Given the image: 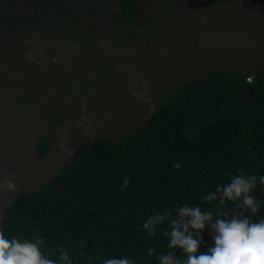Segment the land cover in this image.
Wrapping results in <instances>:
<instances>
[{
  "label": "trees",
  "instance_id": "16d2710c",
  "mask_svg": "<svg viewBox=\"0 0 264 264\" xmlns=\"http://www.w3.org/2000/svg\"><path fill=\"white\" fill-rule=\"evenodd\" d=\"M110 9L123 20L140 22L134 0ZM145 121L118 141L94 139L77 143L64 165L41 187L12 199L0 219L7 237L40 240L42 255L62 264H103L127 257L133 264H159L167 248L169 220L181 205L210 212L213 221L240 212L238 201L219 205L203 196L231 175L256 176L250 195L260 201L255 221L264 218V73L211 71L193 81H180L159 93ZM50 135L34 145L43 155ZM179 163L180 167H173ZM127 177L128 185L120 188ZM169 216L149 236L142 227L154 213ZM212 244L211 230L201 234L198 252ZM151 247L153 252L147 254Z\"/></svg>",
  "mask_w": 264,
  "mask_h": 264
},
{
  "label": "water",
  "instance_id": "95a60500",
  "mask_svg": "<svg viewBox=\"0 0 264 264\" xmlns=\"http://www.w3.org/2000/svg\"><path fill=\"white\" fill-rule=\"evenodd\" d=\"M160 1L164 4L166 0ZM169 2L178 9L175 21L173 23L166 21L164 6L159 13H149L159 28L160 34L154 36L147 45H139L133 41H127L125 45H122L93 41L89 38L83 41L67 42L61 39V35H58L59 39L54 36H36L35 33L41 29L36 26L31 28L30 36H27V33L22 36L9 37L7 40L0 39V63L11 58L6 63V67L9 69L11 66V69L0 72V91L5 92L6 98L8 97L12 105L10 116L7 110L1 116L0 154L7 153L8 156V149L10 151L14 149L13 143L19 142V138H16L14 133L28 126L29 119L36 117L35 123L50 127L45 131L36 130L38 140L43 135L53 136L50 148L41 155L39 160L9 178H4L0 174V196H5L2 211L0 209V219L5 206L12 199L48 182L64 165L66 157L72 153L77 143L94 139L118 141L136 130L147 117L146 115L138 127H131L120 134H115L105 129L102 114H95L94 111L82 114V107L89 109L94 106L89 99L83 100L81 106L66 111L69 107L58 104L57 99L54 98V93L63 89L55 86L61 84L59 80L43 78L38 81L36 77L40 75V72L37 70L34 75L24 76L28 69L26 68L28 61L25 60L27 55L33 56L40 52H60L73 57H82L81 59L85 60L95 53L112 54L136 61L130 68L132 75L129 78L124 76L122 81L136 83L139 78L146 76L149 72L157 71V76L172 77L168 88L180 81L197 80L211 71H222L228 74L264 73V0H222L218 2L169 0ZM143 10L148 12V8L143 7ZM91 21L89 20L90 23ZM249 22H253L254 25L245 28ZM42 27L45 28L46 25ZM16 60L19 61L17 68H12ZM12 77L17 79L15 85L32 82L36 84L38 89L33 97L37 102L30 110L23 111L33 98L26 99L25 106L17 104L12 99V96L14 98L20 93L10 92L3 80ZM46 77L53 79L50 74ZM84 85L76 84V86L65 88L71 94ZM97 87H99L98 84ZM102 88L106 89L107 85ZM93 96V91L90 89L79 95L80 98ZM106 97L104 94L96 97L95 105L102 104ZM83 131H88L91 137L82 136ZM65 148L69 151H63ZM9 181L15 185L14 191L10 192L3 187Z\"/></svg>",
  "mask_w": 264,
  "mask_h": 264
},
{
  "label": "rangeland",
  "instance_id": "374dc122",
  "mask_svg": "<svg viewBox=\"0 0 264 264\" xmlns=\"http://www.w3.org/2000/svg\"><path fill=\"white\" fill-rule=\"evenodd\" d=\"M203 1L215 2V0ZM157 5L158 2L156 4H151V8L149 7L148 11L157 10L158 12ZM144 8L147 7L144 6ZM45 10L46 9H44V12ZM176 11H178V9L175 10L167 6L165 19L168 23H172V20L176 18ZM144 12L146 14L147 11L145 10ZM106 18L108 24L105 26V29L108 30V33L112 36L111 39L122 45L126 44L127 41H133L139 45H147L152 41L154 36L160 34V30L150 14L148 16L149 20L146 19L144 26L139 29L132 28L114 18L109 11L106 14ZM40 25L34 26L40 27ZM253 25V22H249L245 28L252 27ZM146 29H148V31H146ZM14 30L13 27L8 30H0V39L7 40L12 36L17 37ZM52 30L53 28L47 31L38 30L35 34L38 37L54 36L56 39H59ZM30 33H32L31 30H28L27 36H30ZM208 33L207 31V34ZM114 34H118V37H113ZM97 38L100 42L109 41L108 37L101 38L97 36ZM63 40L69 41L72 40V38L66 35ZM80 58L82 57H73L70 54L60 52H40L33 56L27 55L25 60L28 61V67H26L28 69L24 76L29 77L34 75L37 70L44 76H42L44 79L47 78V74H53L54 79H58L59 77L62 78V72H66V75L69 74L70 78H76L77 81L81 80L84 82V87H86L87 90L90 89L93 91L94 96L90 98H80L79 95L77 97H70L69 99H71L73 103L72 109L81 106L83 100H91L94 106L89 109L82 107V114H86L90 111H94L95 114H102L103 125L106 126L105 129L115 134H120L131 127H138V125L144 121L146 115L152 111L156 101L160 99L159 93H164L172 81V77L168 75L157 76V71L149 72L146 76L139 78L136 83L122 81L124 76L129 78L132 75L130 68L136 61L112 54L98 53L93 54L85 60ZM10 59L11 58H9V60ZM8 62L4 60L3 63L0 64V72L11 69V66L9 69L6 67V63ZM17 63H19L18 60H16L12 68H17ZM68 66L70 67L68 68ZM38 79V81L41 80L40 78ZM3 80L10 92H20V90L22 92L24 86H26L22 84L15 85V81H17L16 77ZM97 84L100 90L97 89ZM105 85H107V88L103 89L102 87ZM35 90V85H32V88L30 87L25 95L21 96L23 97L22 99L34 98L32 94ZM103 94L107 97L102 101V104L95 105V103H97L96 97H100ZM62 95L63 93L59 96L55 95L54 98L62 102L63 100L59 98ZM44 130L46 129L44 128ZM82 136L91 137L88 131H83ZM51 140H53V137ZM22 147V145L18 146L16 144L14 149L9 151V155L6 156L7 159L3 160L2 164H0V174L4 178H9L17 174V172L22 171L42 157L36 154L32 148L29 149L26 147L22 149ZM18 148L21 150L18 151ZM63 151H69V149L65 148ZM3 157H5V155ZM4 202L5 196H0L1 211Z\"/></svg>",
  "mask_w": 264,
  "mask_h": 264
},
{
  "label": "clouds",
  "instance_id": "9594fccd",
  "mask_svg": "<svg viewBox=\"0 0 264 264\" xmlns=\"http://www.w3.org/2000/svg\"><path fill=\"white\" fill-rule=\"evenodd\" d=\"M173 167H180L175 163ZM256 176L243 173L231 175L227 183L217 184L215 191L203 196L204 201L216 200L223 205L225 200L238 201L240 212H233L229 219L217 217L214 221L210 212H201L198 206L181 205L176 211V217L169 220L170 230L162 234L168 238L167 248L179 249L183 260L178 259L172 252L157 254L159 264H264V218L253 220L248 213L256 214L260 201L250 195L256 187ZM259 182L264 185V175L259 176ZM127 177L122 179L120 188L128 185ZM8 191H14L15 185L9 181L3 185ZM169 216L167 210L162 214L157 212L144 221L142 227L151 236L155 225ZM211 230L212 244L206 251L198 252L201 234L205 227ZM40 240L18 239L16 236L7 237L0 232V264H57L42 255ZM153 249L149 247L147 254ZM59 260L69 264V256L61 251ZM103 264H133L127 257H112L105 259Z\"/></svg>",
  "mask_w": 264,
  "mask_h": 264
},
{
  "label": "flooded vegetation",
  "instance_id": "af4514ba",
  "mask_svg": "<svg viewBox=\"0 0 264 264\" xmlns=\"http://www.w3.org/2000/svg\"><path fill=\"white\" fill-rule=\"evenodd\" d=\"M222 1V0H215V2ZM135 4H137L141 11L137 13V18H140L139 23H135V21L132 19L123 20L122 18L118 17L111 9V5L120 4L121 0H0V30H8L13 27L15 30L17 36H22L28 33V30H31V28L34 25H40V30L47 31L50 28H53L52 31L55 35H61L62 40L64 36L68 35L72 40H64L67 42H74V41H83L86 40V38H89L93 41H98L97 36H100L101 38H109L110 43H117L113 39H111L112 36L108 33V30L105 29V26L108 24L106 14L109 11L112 16L119 21L125 23L126 25L132 27V28H141L144 26L145 20H149L148 16L149 13H159L161 11L162 6L165 8L164 16L167 12V6L173 9H177V7H174L169 0H166L163 4L160 0H134ZM157 10L154 11H148V13L144 12L143 7L151 8V4H156ZM44 9L45 12H44ZM177 13V11H176ZM177 17V15H176ZM176 19V18H175ZM175 19L172 20V23L175 21ZM89 20H92L91 23ZM93 22V23H92ZM118 22V21H116ZM46 25L45 28H43V25ZM148 31V29H146ZM110 36V37H109ZM113 37H118V34H114ZM153 39V38H152ZM136 43V42H135ZM125 45V44H124ZM72 56V55H71ZM81 59V58H80ZM6 61H9V58L6 59ZM1 64V63H0ZM70 66H68L69 68ZM73 71V70H72ZM62 78L59 77L57 80L61 82L58 86L60 88H63L57 93H54L55 95L59 96L61 93H63L62 96H60V100H63L62 102L57 99V103L60 105H67L69 109L67 108L66 111H69L70 108L72 109V101L69 99L70 97H77L76 93H83L85 90H87L86 87H82L79 90H75L73 93L69 94V91L65 88L66 86H76V84H83L84 82L77 81L76 78H70L69 74L66 75V72L61 73ZM66 75V76H65ZM43 75L40 73L38 77H42ZM47 76V75H46ZM44 77V76H43ZM68 77V78H67ZM53 78V77H52ZM64 78L66 80H64ZM47 80H54L51 78H46ZM69 79L73 81H69ZM75 84V85H74ZM32 85H35V91L33 92L32 96L37 93V86L33 82ZM54 88V87H53ZM97 89L100 90L99 87ZM63 91V92H62ZM19 92V91H18ZM20 95L21 90H20ZM17 95L15 97V100L18 104H22L25 106V100H23L21 96ZM25 95V94H24ZM80 95V94H78ZM0 96L6 101L9 102L8 97L6 98L5 92L0 91ZM0 97V98H1ZM30 99V98H29ZM28 99V100H29ZM32 99V98H31ZM33 99H36L35 97ZM75 99V98H74ZM10 108H2V111L4 113L5 110H12V105L8 104ZM26 108V107H25ZM0 126H1V118H0ZM49 128L48 126H46ZM45 128V129H47ZM42 131V128H40ZM42 137V136H41ZM40 137V138H41ZM53 136L50 135V139ZM37 142V141H36ZM10 151V149H8Z\"/></svg>",
  "mask_w": 264,
  "mask_h": 264
},
{
  "label": "crops",
  "instance_id": "0c3cea01",
  "mask_svg": "<svg viewBox=\"0 0 264 264\" xmlns=\"http://www.w3.org/2000/svg\"><path fill=\"white\" fill-rule=\"evenodd\" d=\"M29 1H31V0H29ZM53 78H54V76H53V74H50ZM66 76V75H65ZM37 79L38 78H40V79H43V77H36ZM68 78V77H67ZM39 80V79H38ZM64 80H66L65 78H64ZM69 81H73V80H71V79H69ZM26 86H24V90L21 92L23 95L30 89V87H31V84L30 83H27V84H25ZM78 94H80L79 92H77L76 93V95L78 96ZM1 97V96H0ZM12 99H14V101L15 102H17L18 101V99H17V101L15 100V97L13 98V96H12ZM10 102V101H9ZM9 102L8 101H6V99L4 98H0V110L2 109V108H10L9 107ZM35 102H37L36 101V99H32V101H29L28 103L29 104H27V106H25L26 108H24L23 109V111L25 110L26 111V109L27 110H30V108H33V106H34V104H35ZM18 104V103H17ZM12 111L10 110V109H8L7 110V114L9 115L10 113H11ZM47 113V112H46ZM3 115V111H0V118H1V116ZM10 116V115H9ZM35 120H36V117L34 118V119H29V125L28 126H24L23 128H20V129H18L14 134H15V136H16V138L18 137L19 139V142L18 143H15L14 142V144H13V146L15 145L16 146V144L19 146V145H22L23 147H22V149H24V148H26V147H28L29 149H33L34 150V152H35V149H34V145H35V143H36V141L38 140V138L36 137V130L37 129H40V128H42L43 130H44V128H46L44 125H42V126H40V125H38V123L36 122L35 123ZM48 124V123H47ZM15 130H13V132H14ZM35 135H34V134ZM34 135V136H33ZM4 135L2 134V137H3ZM21 149L20 148H18V151H20ZM9 153V152H8ZM5 155V157H3ZM6 156H7V153H1L0 154V164H2V162H3V160H6L7 158H6Z\"/></svg>",
  "mask_w": 264,
  "mask_h": 264
}]
</instances>
